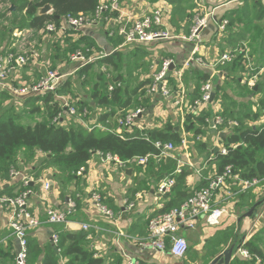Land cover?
<instances>
[{
  "label": "crops",
  "instance_id": "obj_1",
  "mask_svg": "<svg viewBox=\"0 0 264 264\" xmlns=\"http://www.w3.org/2000/svg\"><path fill=\"white\" fill-rule=\"evenodd\" d=\"M104 1L106 0H100V3ZM247 5V0H231L228 2L224 0H192L179 8L187 11L183 15L180 13L178 15L175 6L167 0H120L117 11L113 13L106 12L107 15L103 14V18L100 17L94 26L81 31H74L70 28L65 31L57 30L53 34H42L39 30L27 29L9 31L8 36H14L22 30L25 31L24 35L29 36L34 41L32 42L34 46L33 51L29 50L27 65L5 81V90L0 88V97L7 98L0 106V117L11 113V115L14 114L13 116L20 125L33 127L40 120L43 111H41V114H31V110L37 106L42 109L45 96L43 94L22 97L11 96L7 87H31L37 83L46 70L53 68L65 76L59 91L65 87L68 90L60 95L69 98L75 105L90 102L92 108H90V116L86 119L88 125L104 127L99 122L102 115L101 110L94 107L93 102L87 97V86L84 87L81 83L77 85L75 82L76 80L81 81L79 78L80 71L76 72L77 64L68 60L73 53L69 46L78 45L82 48L86 43H92L99 48V51L93 49V55L107 53L110 57H118V72H114V74L121 76L125 80L124 83L134 89L151 82L152 75L160 68L165 59L174 61L177 68H183L185 60L193 54V43L186 41V39L189 36L193 21L196 19L195 15L196 17L202 16L206 12L215 10L216 22H219L228 11L243 10ZM158 8L164 11L163 27L174 36V39L170 41L158 40L150 44L111 43L117 38L122 39L118 28L124 21L140 19L152 13L153 11L150 12L152 9ZM11 12H13L12 9ZM191 18H193L192 21ZM7 23H4L3 31L7 28ZM60 24L59 21L58 25ZM216 24L211 22L208 28L202 32V46L199 55L206 63L212 64L217 60L220 53L237 49V61L232 64L217 66L212 70L201 67L185 70L182 79L183 93L188 100L193 95V87L196 82L194 73L208 75L207 80L214 87L215 97L217 96L216 88H220L218 94L222 96L224 106L229 104V99H231L235 101L234 112L241 109V112L249 113L252 117L256 108L248 102L249 98L254 95L244 97L241 94V89L250 91L252 88L249 87V82H253L255 87L260 83V80H264V68L258 71L255 69L257 65L264 63V60L261 59L260 54L251 53V50H249L248 39H250V35H247L244 40L240 39L244 35L242 28L236 31L238 32L237 35L235 30L227 32V29L226 33L225 30L217 33ZM4 36L6 39L0 43V53L10 45L17 48L20 46L16 39H8L5 33ZM243 46L245 51L239 49ZM108 47L112 48L109 52L107 51ZM257 55H260V58ZM95 67L96 65H94ZM251 72L253 73L251 74ZM171 84L176 85L172 81ZM146 88L143 97L140 99L143 103V114L135 123L136 127L141 130L130 131L127 136H132L134 132L141 134L142 130L159 128L164 122L177 126L178 131L182 134L183 128L180 124L184 119L183 111H180L173 104L172 99L160 100L156 96H149L146 93ZM140 91L142 90H139L138 100L141 97ZM223 96H226V98H223ZM255 98L253 101L258 100L257 98L255 100ZM13 101H18L20 105L19 112L18 107H12ZM230 106L231 108L234 107V105ZM30 117L32 122L27 121L28 123H24ZM249 119L245 120L248 127H258L264 122L263 117L258 120ZM71 125L81 126L78 119H71L68 122L60 121L54 126L68 128ZM201 142L200 145L195 144L193 136L189 133L187 134V146L176 145L174 153L169 158L156 159L150 165L125 170H121L114 163L102 162L100 155L96 153L91 157L88 172L81 174L77 177V180L68 184H65L64 180L59 178L52 170L41 172L44 166L42 164L44 163L43 155L37 154L29 168L20 166L23 158L22 153H20L16 160V163L19 164L17 170L19 173L11 180H0V197L17 193L21 187V179L26 177L30 180L29 187L32 191L28 202L29 210L35 218L44 220L48 207L64 209L68 203L74 204L75 213L69 218V225H46L29 233L31 241L39 246L50 243V235L54 229L80 232L81 224L89 223L98 229L92 230L88 235L89 248L93 251L95 257L104 259V264H108L114 254L122 257V264H125L126 260H136L141 264H181V259H174L168 253L161 254L147 248H141L138 244L146 235L147 219L161 208L162 196L157 193V187L163 178L176 168L178 161L188 163L191 166L182 167V172L185 171L189 174L187 182L191 190L200 189L203 182H208L215 175L216 163L214 156L218 151L215 152L214 150L224 144L216 142L213 134L209 132L201 138ZM35 169L37 171L31 175V172ZM38 171L41 172L40 177H34ZM44 185H48V191L44 190ZM263 188L261 186L259 189L252 191L256 201H258V198H264ZM236 189L237 185L232 180H229L222 187L219 196H222V194L223 196L229 195L230 198L222 204V207L225 208V214L220 218L216 227H208L206 221L201 218L195 220L194 229L181 228L178 231V236L185 239L189 249L194 251L193 260L192 255L188 254L187 264H194V260L197 264H209L233 243L236 242V245H238L243 240L245 242L257 234H262L264 242V205L257 209V213L253 218H246L238 223V219L248 209L246 203L249 201L241 197L243 193L234 195ZM93 192L100 194L105 204L115 206L118 209L115 214L111 212L112 218L104 216L93 207L90 202V195ZM60 194L63 195V198H60ZM127 203H133L134 207L131 211L126 210ZM8 218L9 209L0 203V264L7 260L10 264V259L15 260L18 251L17 241L10 236ZM227 230L232 232L235 238L230 240L228 246L222 251L219 250L212 254L207 253L208 243L214 234L226 232ZM119 233L128 236L129 239L120 237ZM241 238L244 239L241 240ZM235 256L233 253L232 260Z\"/></svg>",
  "mask_w": 264,
  "mask_h": 264
},
{
  "label": "trees",
  "instance_id": "obj_2",
  "mask_svg": "<svg viewBox=\"0 0 264 264\" xmlns=\"http://www.w3.org/2000/svg\"><path fill=\"white\" fill-rule=\"evenodd\" d=\"M168 1L171 5L175 6L178 15L179 13L183 15L187 10L179 8H182V5L192 0ZM224 1L228 2L231 0ZM8 2L13 12L11 13L12 18L9 19L7 28L4 29V33L7 36L9 31L15 29L37 31L43 28L47 22L58 24L60 19L66 15L94 18L101 5L100 0H8ZM247 2L248 5L246 8L244 7L243 10L228 11L222 20L228 22V26L226 27L227 32L235 30L237 35L238 32L236 31L241 28L243 29L244 35L240 38L241 40H244L247 35H250V39H248L249 50H251V53L254 51L260 52L261 59L264 60V2L262 0H247ZM45 5L52 7V14L38 15L39 9ZM104 14L107 15L106 13ZM103 16L102 14L101 18ZM111 43L120 44L123 43V39L117 38ZM69 47L73 52L78 49H95L99 51V48L92 43H86L82 48L78 45H71ZM110 49L112 48L108 47L107 51L109 52ZM236 61L237 59H235L234 63ZM118 63V57L108 56L93 64L87 65L79 72V78L83 86L90 80L88 83L89 90L87 97L93 102L94 107L101 110L102 115L99 118V122L104 125V130L98 128L87 130L79 125H71L68 128L54 126L52 122L59 111H61V108L59 101L54 99L50 94L46 95L42 109L37 106L31 110V114H41V111H43L40 120L33 127L20 125L16 121L15 116H13L14 114L11 115V113H8L2 115L0 117V180L7 181L16 177V171L19 169V164L16 163V160L20 153L23 155L20 166L29 168L37 154L43 155L44 163L42 164L44 166L41 172L44 170H52L59 178L64 180L65 184H68L77 180L78 172L85 174L88 172L91 157L96 153L102 156H114L123 163L134 158L149 156L146 165H150L156 160L155 157L159 154L154 146L155 142L170 143L176 146L181 143L183 133H191L193 140L196 137L202 138L208 134L205 130V120L211 118L212 114L205 111L198 116L191 114L184 115L182 134L176 130L177 126L169 122H164L159 128L142 130L141 134H145L147 140L139 138V132H134L132 136H128L125 139L115 135L113 131L117 127L118 117L142 109L143 103L140 99L144 95L145 88L147 87V90L151 85V82H149L131 89L124 83L125 80L121 76L114 74V72H118ZM94 65H96V69H104L102 74L97 73L94 76L89 74L91 67H94ZM262 68H264V63H260L255 69L258 71ZM193 75H196V82L193 87V95L189 97L190 103L199 97L200 85L208 79V75H197L195 73ZM259 82L250 91L247 89H243V91L241 89V94L244 97L254 95L252 98H249L250 100L248 102L256 108L252 117H250L249 113L241 112V109L234 112L233 109L236 107L235 101L231 99H229V104L224 106L222 96L218 94L220 88H216L217 96L211 105L219 102V114L225 121H237L238 125L230 128L225 122V125L220 127V130L226 136L224 139H220V141L226 147L227 153L226 155H221L220 153L215 154L216 171L212 178L224 174L226 169H230L233 176H237L241 180L251 181L264 178V122L258 127H248L245 124V120L249 118L253 120H258L260 117L264 118V80H260ZM255 89H257L256 92ZM67 90L65 87L59 91V94L66 93ZM139 90L142 91H140L141 97L138 100ZM254 97L258 100L253 101ZM223 98H226V96H223ZM5 99L7 98L4 96L0 97V106ZM230 105H234V107L231 108ZM75 106L78 110L87 108L89 112L91 111L90 108H92L90 102L78 103ZM194 142L197 145L202 143L201 141L195 140ZM234 146L235 148H233ZM132 167L136 168L137 166ZM132 167L126 166V168ZM175 169L166 176L171 175ZM121 170L124 169L121 168ZM35 171L37 169L31 172V175ZM41 172L38 171L34 177L39 178ZM188 175L187 172L183 171L174 176V186L169 194L162 196L160 210L148 218L147 221L155 216L180 207L194 195L195 191L206 189L209 181L212 179L208 182H203L200 185V189L194 191L188 187ZM28 189L31 190L29 186ZM21 190L22 187H20L17 193H10L7 196H16ZM241 197L249 201H246L248 208L257 202L252 195V191L241 194ZM60 198H63L62 194H60ZM261 199L258 198V201ZM103 201L101 196L103 206L106 207L107 205V209L111 210L113 214L118 212L115 206L105 204ZM53 232L58 234L57 246H53L51 242L45 246H39L37 243L31 241L28 236L27 264H104V259L102 257H95V254L89 248L87 238L90 232H66L57 229H54ZM147 234L148 231L143 238H146ZM234 238L235 235L229 232V230L215 233L208 243L207 253L212 254L219 250L222 251L228 246L229 241ZM243 248L251 256V259L241 260L235 256L231 264H255L254 257H259V264H264V242L262 234L252 236L249 240L245 241ZM188 254L192 255V260L194 259V251L188 247L185 258L181 259V264H187ZM4 263L9 264V260L1 264ZM13 263L15 264V260L10 259V264ZM122 263V257L114 254L108 264Z\"/></svg>",
  "mask_w": 264,
  "mask_h": 264
},
{
  "label": "built area",
  "instance_id": "obj_3",
  "mask_svg": "<svg viewBox=\"0 0 264 264\" xmlns=\"http://www.w3.org/2000/svg\"><path fill=\"white\" fill-rule=\"evenodd\" d=\"M120 0H106L99 6L94 18H86L83 16L72 17L66 15L60 19L61 24H55L53 22H47L43 28L39 31L42 34H53L57 30L65 31L70 28L74 31H81L85 28H91L100 19L101 15L110 12L113 13L118 10ZM264 2V0H262ZM10 6V5H9ZM10 9V10H9ZM7 14L11 16V6L9 7ZM214 11L204 13L202 16L196 17L193 25L191 26L190 33L186 41L193 43V54L190 55L186 60L183 68H177L174 61L165 59L160 68L152 75L151 85L147 89L149 96H156L160 100H173V104L183 111V115L191 114L198 116L202 112L208 111L212 114V117L205 120V130L213 134L216 142L221 143L219 135L222 134L220 127L225 125L233 128L237 126L236 121H225L224 118L219 114L220 103L217 102L211 105L214 101L212 100V94H215L214 87L209 80L201 83L199 90V97L190 103V99L186 98L183 93V73L185 70H193L195 68H205L212 70L217 66H224L233 63L237 58L238 50L231 49L224 51L219 54L217 60L212 63H206L199 55L200 48L202 46V32L208 28L211 22H214L217 27V33L224 32L228 26L226 20H220L216 22ZM52 14V11L50 15ZM164 11L162 9H155L152 13L134 20H126L118 28L119 34L122 36L124 44H150L158 40L170 41L174 39V36L168 32L164 26ZM29 30V29H27ZM19 31V30H18ZM25 31H21L15 34L13 39L20 46L15 47L10 45L7 49L0 53V88L5 90V81L18 70L22 69L27 65L29 60V53L33 51V40L29 36L24 35ZM245 51L244 46L242 48ZM30 50V51H29ZM80 50V49H79ZM93 49H85L77 52H73L68 60L71 63L77 64L76 72H79L87 65H90L100 59L108 56V54L93 55ZM87 55V53H90ZM111 54V53H110ZM109 54V55H110ZM172 68V69H171ZM64 75L59 73L57 70H47L44 75L40 77L36 84L31 87L19 86V87H7L8 93L11 96L22 97L25 95H36L50 94L54 99L59 101L61 111H59L52 124L57 125L60 121H70L71 119H78L81 127L92 130L95 128L105 129L102 126L88 125L86 119L90 116L87 108L78 110L75 103L69 98L61 96L59 94V88L64 81ZM171 81L176 85H172ZM249 87L253 88V82H249ZM185 95V96H184ZM143 110L138 109L121 115L117 119V127L113 133L122 139L127 138V134L130 131L141 130L137 128L135 123L142 116ZM184 119L181 121L183 126ZM142 132V131H141ZM182 141L180 145L182 147L187 146V134H182ZM139 138L147 140L145 134H139ZM195 141H201V137H196ZM155 148L158 150V155L155 159L161 160L169 158L175 151V146L170 143L155 142ZM235 148V146L233 147ZM218 153L226 155V147L222 145L217 147ZM99 154V153H98ZM100 158L102 162L114 163L119 168L128 169L126 166H145L148 163L149 156L143 158H134L125 163L120 162L114 156H102ZM191 167L188 163L178 161L175 171L163 178L157 187V193L160 196H165L170 193L174 186V176L182 172V167ZM83 174L78 172L77 176ZM232 180L237 185V189L234 195L246 193L259 189L264 186V178L254 179L251 181L241 180L237 176H233L230 169H226L225 173L220 176H215L209 181V185L206 189H201L194 193V195L185 201L180 207L170 210L167 213L155 216L150 219L147 224V237L143 238L139 242V247L147 248L153 252L161 254L168 253L172 258L180 260L185 258L188 251V245L185 239L178 236V231L181 228L194 229L195 220L203 218L206 221L208 227H216L219 224L220 218L225 214V208L222 204L227 202L230 198L227 196H219L220 191L226 183ZM30 180L26 177L21 179L22 190L13 197L4 196L0 198V203L9 209L8 228L10 236L17 241L18 251L16 254V264H27V248H28V236L33 230L41 228L43 226H66L70 224L69 218L75 213V206L73 203H68L64 209H54L48 207L45 212V219L39 220L35 218L29 210V198L32 195V191L28 189ZM48 185H44V190L48 191ZM220 199V200H219ZM90 202L93 207L106 217L112 218V213L101 203V196L95 192L90 195ZM133 203H127L126 210L131 211L133 209ZM80 230L86 233L92 230H98L94 225L85 223L81 224ZM62 231H66L62 229ZM120 237L129 239L121 233L118 234ZM178 237V238H176ZM50 242L53 246L58 244V234L52 232L50 235ZM244 240L240 242L234 254L241 260H250L251 256L243 248ZM255 264L260 263L259 257H254ZM125 264H141L136 260H126Z\"/></svg>",
  "mask_w": 264,
  "mask_h": 264
},
{
  "label": "water",
  "instance_id": "obj_4",
  "mask_svg": "<svg viewBox=\"0 0 264 264\" xmlns=\"http://www.w3.org/2000/svg\"><path fill=\"white\" fill-rule=\"evenodd\" d=\"M51 11H52V7L49 6V5H45L44 7L39 9L38 15H47ZM214 97H215V94H212V100L214 99ZM139 118H141V116ZM176 130H178V128ZM219 137L221 139H224L226 136H225L224 133H222V134L219 135ZM214 151L217 152V149H215ZM263 205H264V198H262L261 200L257 201L250 208L246 209L244 214L238 219V223H240L243 219H246V218L251 219V218H253L256 215V213H257V209L260 208ZM176 238H178V237H176ZM242 239H244V238H241V240ZM236 246H237L236 242L233 243L229 248H227L221 254L216 256L209 264H231L233 253H234V250L236 249Z\"/></svg>",
  "mask_w": 264,
  "mask_h": 264
},
{
  "label": "rangeland",
  "instance_id": "obj_5",
  "mask_svg": "<svg viewBox=\"0 0 264 264\" xmlns=\"http://www.w3.org/2000/svg\"><path fill=\"white\" fill-rule=\"evenodd\" d=\"M0 43H2V42H4V39H6V37L4 36V31L2 30V28H3V25H4V23L6 24L7 23V21H8V23H9V19H11L12 17L10 16H8L7 14L9 13V11H8V9H9V5H10V3L8 2V0H0ZM246 8V7H245ZM10 10V9H9ZM152 11H154L153 9L150 11V12H152ZM11 12V11H10ZM12 13V12H11ZM198 17V16H197ZM195 18H196V15H195ZM193 20V18H191V21ZM7 23V24H8ZM192 23V22H191ZM8 39H13L12 38V36H8ZM77 51H80L79 49L78 50H75V52H77ZM255 52V51H254ZM255 53H258V54H260V52H258V51H256ZM91 54V52L90 53H87V55H90ZM257 57L258 58H260V55H257ZM51 70H55V69H53V68H51L49 71H51ZM47 71V70H46ZM102 74V70L101 69H96V68H94V67H91V69H90V72H89V74L90 75H93L94 76V74ZM76 82V84L77 85H79V83H81L82 84V81H75ZM90 82V80H88L87 81V83H85V85H84V87H86L87 86V89L89 90V87H88V83ZM86 91V90H85ZM12 107H18L17 109H18V112H19V103H18V101L16 102V101H13V103H12ZM16 109V110H17ZM31 117L30 118H27L26 120H25V122L24 123H26L27 121L29 122H32L31 121ZM27 122V123H28ZM39 165H40V163H39ZM16 173L18 174L19 172H17L16 171ZM22 175V174H21ZM24 176V175H23ZM194 264H197V262L195 263L194 262Z\"/></svg>",
  "mask_w": 264,
  "mask_h": 264
}]
</instances>
